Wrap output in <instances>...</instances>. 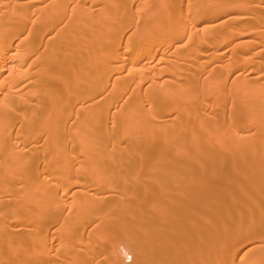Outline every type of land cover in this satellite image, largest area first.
Returning <instances> with one entry per match:
<instances>
[{"label":"bare ground","instance_id":"1","mask_svg":"<svg viewBox=\"0 0 264 264\" xmlns=\"http://www.w3.org/2000/svg\"><path fill=\"white\" fill-rule=\"evenodd\" d=\"M188 2L199 30L179 15L184 0H0V264H38V249L60 237V264L90 262L111 237L96 264H237L243 240L254 250L238 264L264 261V4ZM146 173L169 182L155 197L140 187L158 199L149 209L128 189ZM87 176L109 182L93 184V200L76 180ZM116 197L122 205L107 210ZM96 209L103 235L81 244ZM47 218L60 226L49 240L38 227Z\"/></svg>","mask_w":264,"mask_h":264},{"label":"rangeland","instance_id":"2","mask_svg":"<svg viewBox=\"0 0 264 264\" xmlns=\"http://www.w3.org/2000/svg\"><path fill=\"white\" fill-rule=\"evenodd\" d=\"M138 168H139V167H132V169H134V170H137ZM195 172H199V169H196ZM99 175L101 176V174H98L97 177H99ZM141 175H142V176H141ZM92 176H93V174H92ZM95 176H96V174H95ZM95 176L93 177L94 179H92V180H91L92 177L89 178L90 176H87V177H85V178L79 177V178L76 179L77 182H78L79 184H85V183L87 184V186H88V187L86 186V187L88 188V190H87V191H88L87 195H88V196L91 195L90 197L94 196V194L96 193V191H97L98 189H101V188H98V185H97V186L94 185V188H93L92 186H93L94 183H98V182H100V181L103 180V181L101 182L103 185H101V186H102V187L105 186V185H104V183H105L104 181H106V180H105V179H102V178H101V179H99V178H95ZM154 176H155V175H154ZM157 176H158V175H157ZM157 176H156V177H157ZM138 177L140 178V179H139V183L132 182V181H133V180H132V181L129 183V185H130V184H131V185H130V186L128 185V189H129V190H133V188H131V187L133 186L134 189H135V193H137V195H138V197H139V200L142 199V198L140 197V196H142V194H146V192L141 191L140 187H141V188H142V187H146V188H147V192H148L147 194L152 195L153 197H155L157 194H156V195H153V193L155 194V190H154V188H156V185H157L156 183L159 182L158 180H161V181H164V180H165V181H166L165 183H169V182L167 181V179H165V178H162V179H161V177H159V176H158L157 178H155V177H154V178H153V177L151 178L147 173H146V175H145V174H144V175H143V174H140V176H138ZM103 178H104V177H103ZM198 178H199V177H198ZM95 179H97L96 182H95ZM137 179H138V178H137ZM141 179H142V180H141ZM146 179H150L151 182H150L149 180L145 181ZM88 180H89L90 185H89V183H88ZM140 180H141V181H140ZM97 181H98V182H97ZM134 181H135V180H134ZM137 181H138V180H137ZM143 181H144V182H143ZM161 181H160V182H161ZM70 182H71V181H70ZM72 182H73V181H72ZM106 182H107V181H106ZM149 182H150V183H149ZM101 183H100V184H101ZM107 183H109V182H107ZM107 183H105V184H107ZM140 183H142V184H140ZM145 183H146V184L149 183V184L146 185ZM151 183H152V184H151ZM70 184L73 185L72 183H70ZM100 184H99V186H100ZM122 184H123V183H122ZM122 184H121V187L123 188L124 185H122ZM137 184L139 185V187H138ZM89 186H91V187H89ZM106 186H107V185H106ZM150 186H151L152 188H151ZM153 186H155V187H153ZM182 186H183L182 184L179 185V187H182ZM53 187H54V186H53ZM53 187H51V188L53 189ZM83 187H85V186H83ZM95 187L98 188V189H96ZM107 187H108V186H107ZM109 187H110V188H113L111 185H110ZM109 187H108V188H109ZM121 187H120V188H121ZM75 188H76V190H78V188H79V189H82V185H79V187L77 186V187H74V188L71 187V189H75ZM90 188H91V189H90ZM103 188H105V187H103ZM122 188H121V189H122ZM84 189H85V188H84ZM89 189L92 190V191H90ZM93 189H94V190H93ZM105 189H106V188H105ZM105 189H104V192H102V190H103V189H102L100 194H99V192H98V193H97L98 196H99V195H100V196H107V195H109L110 193H112V192L114 191V190H111V191H112V192H111V191H108V189H107V190H106V193H105ZM121 189L118 190V191H120V194H121L122 191H123V189H122V191H121ZM76 190H75V191H76ZM95 190H96V191H95ZM165 190H167V188H166ZM107 191H108V192H107ZM153 191H154V192H153ZM70 192H73V191L70 190ZM70 192H69V194H70ZM142 192H143V193H142ZM149 192H150V193H149ZM151 192H153V193H151ZM91 193H92L93 195H92ZM114 193H115V192H114ZM118 193H119V192H118ZM120 194H117V193H116V195H120ZM147 194H146V196H145V195H143V196H145V201H146V203H147V200H148L149 203L146 204V203H144L145 201H143V200H142V201H143L142 203L145 204V205H146V208L149 209V207L151 208V207L153 206V205H152L153 203H154V204L156 203V200H157V202H158V199H157V197H156V199H155V198H153L152 196H149V195H147ZM100 196H99V197H100ZM143 196H142V197H143ZM161 196H162V195H161ZM172 196L174 197V198L172 197L173 199L176 198L174 195H172ZM194 196H195V195H194ZM78 198H79V199H76V198H75V199H76V200H80L81 198H83V200H87V201H88V198H87V197H78ZM117 198H118V197H116L113 201H111L112 204H111V202H108V203H109V204H108V207H105V208H107V210H109L110 208H113V207L116 208V206H117V207H120V206L122 205V201H121V200H123V198H122V199H121V198L117 199ZM140 198H141V199H140ZM146 198H147V199H146ZM151 198H152V199H151ZM158 198L160 199L161 202H162V201H163V202L166 201V199L161 200V199H163V198L160 197V194H159V197H158ZM90 199H91V198H90ZM93 199H94V198L92 197V200H93ZM120 199H121V200H120ZM153 199H154V200H153ZM195 199L197 200L198 198L195 196ZM151 200H152V201H151ZM167 200H168V199H167ZM177 200H178V198L175 199V201H177ZM73 201H74V200H73ZM120 201H121V202H120ZM154 201H155V202H154ZM200 201H201V200L196 201L197 204H194V206L196 205V207H192V210H194V211H191V212H194V213H195V214H194V213H193V214H194V217H195L196 220L199 219L198 216H199V214H201V212H202V210H203V209L201 210V207L203 208V205H201V204H203V201H201L202 203H200ZM80 202H81V200H80ZM77 203H78V202H77ZM82 203H84V202L82 201ZM116 203H117V205H116ZM139 203H140V202H139ZM150 203H151V204H150ZM159 203H160V202H159ZM166 203H168V202L166 201ZM110 204H111V205H110ZM114 204H115V205H114ZM143 204H142V205L140 204L139 206H136V204L134 205V203L132 202V203H130V206H129V207H131L132 210H133V209H135V210H146V208H145V206H144ZM156 204H158V203H156ZM160 204H162V203H160ZM113 205H114V206H113ZM163 205H164V203H163ZM175 205H177V204L175 203ZM199 205H201V207H199ZM147 206H148V207H147ZM109 207H110V208H109ZM102 208H104V206H103ZM142 208H144V209H142ZM198 208H199V211H197ZM97 209L99 210V213H102V212H103V210H101V207H98ZM97 209H96L95 211H92V212H94L95 215L93 214V216H91V215H92V212H90V213H89L90 216H87V215L84 216L82 221L88 222L89 219H92V221L97 222L98 220H96V219H99V218L97 217V215L101 218V216H100L101 214H98V213H97V211H98ZM100 210H101V212H100ZM105 210H106V209H105ZM105 210H104V211H105ZM176 210H177V209H176ZM190 210H191V209H190ZM77 211H78V210H77ZM164 211H165V210H164ZM203 211H204V210H203ZM63 213L65 214L66 211H64ZM72 214H73V213H72ZM77 214H79V213H77ZM81 214H82V213H81ZM81 214H80V215H81ZM197 214H198V215H197ZM83 215H84V214H83ZM73 216H74V215H72V216L70 217V219H71V218L74 219V218H76V217H77V218L80 217V216H79V217L76 216V212H75V217H74V218H73ZM94 216H95L96 218H95ZM149 217H150V218H149ZM151 217H152V215L146 217V218H149L148 220H147L146 218L140 219V221L138 220L137 222H138L139 225L136 224L137 227H134V228H132V229H134V231H136V228H137V230H142V229L144 230L143 227H145V225H146L147 223H148V225L150 224L149 222H150ZM197 217H198V218H197ZM72 219H71V220H72ZM47 220H50V218H49V219L47 218ZM47 220H46V221H47ZM144 220H147V222H146V221L144 222ZM46 221H45V223H44V221H43V223L40 222L39 225H38V227H39V228H40V227H41V228H51L52 230H51V232L49 233V235H46V236H47V239L49 240V239H51V238H56V236L58 235V232H59L58 229H59L60 226L56 225V222L53 223V222H52V221H53L52 219L50 220L51 222H50V221H47V222L50 223V224H48ZM148 221H149V222H148ZM95 222H94V223H91L92 225L90 224V228H89V225H88V227H86V229H87V228H88V229H87V230L84 229L85 231L83 230V234L85 235V236H84V239H83V234L80 235L81 237L79 236L81 239L78 237L79 240H81V242L79 241L81 244L86 243V242L88 241V239L90 238V237L88 236L90 232H93V231L95 232V230H98V231H96V232H100V233H101L102 230L100 231V227L102 226V228H104L103 225L105 226V224L103 223V224H101V225L99 226V225H98V222H97V223H95ZM137 222H136V223H137ZM140 222H141V223H140ZM99 223H100V222H99ZM179 223H180V224H179ZM181 223H182V222H178V224H177V223L174 224V225H173L174 228H173V227H172V228H173L174 230H176V229L181 228L182 226L184 227V226H185L184 223H182V224H181ZM196 223H197V221L195 222V224H196ZM140 224L142 225V227L140 226ZM143 224H144V225H143ZM199 224H200V225H199ZM97 225H98L99 227H98ZM148 225H147V226H148ZM176 225H179V226H176ZM201 225H202V227L205 226L203 229H205V228L207 227V225H205V224H203V223H197V226H198L199 229L201 228ZM96 226H97V228H96ZM125 226H127V225H124L123 227H125ZM139 226H140V228H142V229H139ZM175 226H176V227H175ZM102 228H101V229H102ZM175 228H176V229H175ZM73 229H74V227H73ZM93 229H94V230H93ZM124 229H127V227H125ZM76 230H77V229H74L73 231H76ZM104 231H105L104 233H106V234L109 233V232H107L106 229H105ZM122 231H123V230H122ZM124 231L126 232V230H124ZM134 231H133V232H134ZM81 232H82V231H81ZM102 232H103V231H102ZM136 233L139 234L140 232L137 231ZM136 233H135V234H136ZM141 233H143V231H142ZM71 234H72V233H71ZM98 234H99V233H98ZM101 234H102V233H101ZM106 234H105V235H106ZM102 235H103V234H102ZM67 236H68V235H67ZM180 236H181V237H180ZM180 236H179L180 238L178 237L179 239L182 238L180 241H184V239L186 240V239L189 237V234H188V233H185L184 235L182 234V235H180ZM187 236H188V237H187ZM68 237H69V236H68ZM87 237H89V238L87 239ZM142 237L144 238V236H142ZM142 237H141V240L143 239ZM61 238H62V237H60L59 239H55V244H56L57 247L59 248V251L63 248V244H64L65 241L68 239L67 237H65V238H67V239L63 240L64 242H63V244L61 245V243H60V240H62ZM178 238H174V240H176V239L178 240ZM205 238H207V237H204V238H203L204 240L202 239L201 241H202V243H205V244H206V240H207V239H205ZM63 239H64V237H63ZM89 241H91V240L89 239ZM118 241H119V240H118ZM190 241H191V240H189V243H191ZM243 241H244V240H243ZM243 241H242V242H243ZM249 241H250V240H249ZM259 241H260V239H259ZM103 242H104V241H103ZM108 242H109V241H108ZM192 242H193V240H192ZM240 242H241V241H240ZM240 242L237 243L238 248H242V249H239L240 251L238 250V248H233V249H236L237 251H239V252H237V253H238V254H237V264H238V261H240L239 258H243V256H245V255H244L245 250L251 247V245H250V243H249L248 241H247V243H248L247 245H248V246H246V245H245L246 243H245V244H244L245 246L240 247L239 245H241V243H242V242H241V243H240ZM262 242L264 243V240H262L260 243L262 244ZM53 243H54V242H53ZM53 243H52V244H53ZM104 243H106V241H105ZM116 243H117V239H115V238L113 239V237H111L110 243H108V244H110V247H111V245L114 246ZM189 243H188V244H189ZM243 243H244V242H243ZM243 243H242V244H243ZM52 244H51V245H52ZM51 245H50V246H51ZM189 245H190V244H189ZM189 245L186 246V247H188V249L186 248V249H187L186 251H187V252L189 251L187 254L192 253V250H191V249L189 250V248H190ZM235 245H236V244H235ZM235 245H234V247H235ZM237 245H236V246H237ZM50 246L48 245L47 248L42 249V248L40 247V248L38 249V250H39V260H38V264H40V262H42V261H45V252L48 253L47 250H49V249H50L49 253L51 252V247H50ZM104 246H106L105 249L102 248L103 250H101V247H100V250L98 249L97 252H96V254H94V253L91 254V255H94V256H92V257L90 256V257H89V258H91V259L89 260L90 262L94 261V259L96 260L97 258L103 259V258H107V257H109V248H110V247H109V245H107V244H105ZM241 246H242V245H241ZM123 247H125L124 244H123L122 247H120V248L122 249ZM247 247H248V248H247ZM48 248H49V249H48ZM244 248H245V249H244ZM87 249H88V251H89V248H87ZM84 250H85V249H84ZM205 250H206V249H205ZM236 250H235V251H236ZM190 251H191V252H190ZM203 251H204V250H203ZM231 252H232V249H231ZM233 252H234V250H233ZM56 254H57V253H56ZM56 254H55V255H56ZM55 255H50V256H49V257H50L49 260H50V259H55V257H54ZM189 255H190V254H189ZM241 255H242V257H241ZM125 256H127V255H125ZM246 256L248 257L249 255H246ZM246 256H245V257H246ZM43 257H44V258H43ZM71 257H72V258H71ZM71 257H70V258H68V257H65V258H64V257H63V259H64V260H68V261H69V259L71 260V259H73V258H74V259L76 258L77 260H79V259H80V260H81V259L84 260V259L86 258V253H83V252H82L81 254H76V255L71 256ZM93 257H94V259H93ZM238 257H239V258H238ZM245 257H244V258H245ZM247 257H246V258H247ZM42 258H43V259H42ZM124 259H125V257H124ZM86 260H87V259H86ZM91 260H92V261H91ZM87 261H88V260H87ZM105 263H106V262H105ZM126 263H127V262H126ZM128 263H130V262H128ZM83 264H84V263H83Z\"/></svg>","mask_w":264,"mask_h":264},{"label":"snow or ice","instance_id":"3","mask_svg":"<svg viewBox=\"0 0 264 264\" xmlns=\"http://www.w3.org/2000/svg\"><path fill=\"white\" fill-rule=\"evenodd\" d=\"M262 4H264V0H262ZM193 4L189 3L188 0H184V3L182 5L179 6V15L181 17H184L185 14L187 15V22H192L193 24V27H196L197 30H199V27H197L195 24H194V17H193ZM223 7H230L229 5H225ZM231 15V14H229ZM262 15H264V13H262ZM237 18H242L241 17H237ZM183 22V21H182ZM211 27H215V25H210ZM185 27H187V23H185ZM204 31H207V27L204 28ZM186 42H191V37L188 36L187 34H185V37H184V40L180 41L179 42V47L183 48V47H186ZM70 123H73L74 121H69ZM63 163V159H57L56 162H55V166L57 165H61ZM46 175H51V173H46ZM70 179H75V177H71ZM60 181H57V184H59ZM63 187H67V185H64ZM63 190V188H61L59 191L56 192V195L59 196L61 194V191ZM73 192L75 191V189L72 190ZM65 196L68 195V193H64ZM260 228H261V235L262 237H264V220H261V223H260ZM61 245L63 244V240L60 241ZM260 247L262 249H264V243H262L260 245ZM254 249L253 248H248L245 250L244 252V255H248V253L252 252ZM59 252V248L57 247V245L55 244V242L52 244L51 246V252H50V255H55L56 253ZM127 255V254H125ZM11 264H37L36 261H19V262H16V261H13L11 262ZM40 264H60V260L57 258V259H50V260H45V261H42L40 262ZM85 264H96L95 261H92V262H85ZM109 264H122V262H119L117 260H112L109 262ZM139 264V262H138ZM143 264H157L156 261H144ZM261 264H264V261L261 262Z\"/></svg>","mask_w":264,"mask_h":264}]
</instances>
